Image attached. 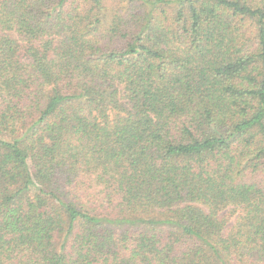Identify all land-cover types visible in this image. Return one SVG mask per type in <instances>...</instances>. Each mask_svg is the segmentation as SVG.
<instances>
[{
    "label": "trees",
    "instance_id": "1",
    "mask_svg": "<svg viewBox=\"0 0 264 264\" xmlns=\"http://www.w3.org/2000/svg\"><path fill=\"white\" fill-rule=\"evenodd\" d=\"M0 264H264V0H0Z\"/></svg>",
    "mask_w": 264,
    "mask_h": 264
}]
</instances>
